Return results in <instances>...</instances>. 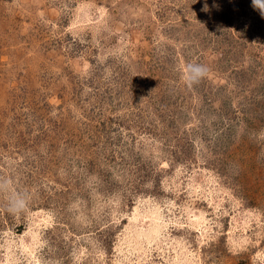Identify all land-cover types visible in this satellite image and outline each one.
<instances>
[{
    "label": "rangeland",
    "instance_id": "374dc122",
    "mask_svg": "<svg viewBox=\"0 0 264 264\" xmlns=\"http://www.w3.org/2000/svg\"><path fill=\"white\" fill-rule=\"evenodd\" d=\"M0 176L32 193L0 196V264H264V18L0 0Z\"/></svg>",
    "mask_w": 264,
    "mask_h": 264
},
{
    "label": "clouds",
    "instance_id": "9594fccd",
    "mask_svg": "<svg viewBox=\"0 0 264 264\" xmlns=\"http://www.w3.org/2000/svg\"><path fill=\"white\" fill-rule=\"evenodd\" d=\"M213 7L218 8L217 5H213ZM251 7L264 18V0H251ZM202 11H209L207 4L204 5ZM180 71L184 84L188 88H192L207 76L209 69L203 64L189 62L183 65ZM0 196L6 198V211L12 215L26 213L32 199V193L26 189L18 188L11 176H0Z\"/></svg>",
    "mask_w": 264,
    "mask_h": 264
}]
</instances>
